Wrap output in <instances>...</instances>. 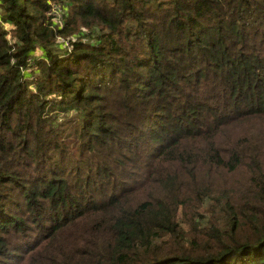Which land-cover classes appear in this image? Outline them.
<instances>
[{"label":"trees","instance_id":"16d2710c","mask_svg":"<svg viewBox=\"0 0 264 264\" xmlns=\"http://www.w3.org/2000/svg\"><path fill=\"white\" fill-rule=\"evenodd\" d=\"M0 264H264V0H0Z\"/></svg>","mask_w":264,"mask_h":264},{"label":"built area","instance_id":"2783aa9c","mask_svg":"<svg viewBox=\"0 0 264 264\" xmlns=\"http://www.w3.org/2000/svg\"><path fill=\"white\" fill-rule=\"evenodd\" d=\"M51 12L50 13H52V14H54V15H60L59 13H60V8L59 7H57L56 5H53L52 6V8H51ZM60 40L61 41H64L65 43H67L68 44V42H67V40H64L63 38H60Z\"/></svg>","mask_w":264,"mask_h":264},{"label":"rangeland","instance_id":"374dc122","mask_svg":"<svg viewBox=\"0 0 264 264\" xmlns=\"http://www.w3.org/2000/svg\"><path fill=\"white\" fill-rule=\"evenodd\" d=\"M60 13H61V11H60ZM69 129H70V127L68 126V127H67V130H69Z\"/></svg>","mask_w":264,"mask_h":264}]
</instances>
